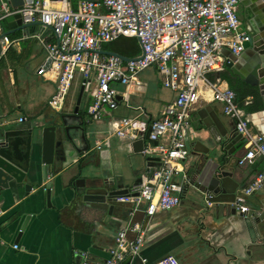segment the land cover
Masks as SVG:
<instances>
[{
  "label": "crops",
  "instance_id": "0c3cea01",
  "mask_svg": "<svg viewBox=\"0 0 264 264\" xmlns=\"http://www.w3.org/2000/svg\"><path fill=\"white\" fill-rule=\"evenodd\" d=\"M77 2L53 3L75 6ZM253 2L258 13L254 14L258 17V28V24L264 23L259 5L262 1ZM5 19L2 31H13L8 34L10 45L0 52V112L3 119L0 122L41 126L53 115L63 114L68 131L74 137V145L81 150L76 152L69 145L64 161L55 162L48 179L43 181V184L51 181L49 205L45 190L38 195L34 190L29 193L21 191L18 196L9 191L0 195V264H82L85 260L90 264H102L115 245L116 232L126 226L128 211L134 205L116 200L112 214L108 215L106 211L95 210L74 200L72 188L76 181L98 175L128 186L130 195L126 196L136 192L139 183L135 182L146 174V156L133 151V140L115 135L112 123L127 117L148 128L160 117L163 106L174 99L175 92L164 88L158 70L149 67L139 74L140 87L127 88V102H121L114 109L105 108L100 120L82 122L91 98L83 92L78 112L74 113L80 88L77 81L68 92L62 109L55 110L48 104L56 84L36 73L40 65L46 64L44 48L33 37L41 30L39 25L16 29L17 24L10 27ZM256 89L257 96L245 97L249 123L254 130L264 125V100ZM206 106L213 117L217 115L234 128V121L223 113L221 102L209 97L200 99L190 108L191 127L186 131L188 146L194 129L204 126L198 110ZM19 116L26 117V120L18 122ZM78 121L82 122L83 130L72 127ZM83 134L85 140L81 138ZM147 140L144 139V145ZM243 154L244 151L239 158ZM187 159L183 164L188 171ZM263 165L260 158L239 165L242 175L237 178L242 185L237 193L253 181ZM38 174L40 177V170ZM189 195L188 187L178 205L158 210L150 218L140 210L135 212L134 220L145 228L140 254L147 263L172 254L181 264H264V185L246 196L245 204L249 210L245 214L238 211L231 214L225 207L219 210L215 205L200 209L189 200ZM14 244L18 245L17 248L13 247ZM82 252L86 256H82ZM128 264L144 263L141 258L133 256Z\"/></svg>",
  "mask_w": 264,
  "mask_h": 264
},
{
  "label": "built area",
  "instance_id": "2783aa9c",
  "mask_svg": "<svg viewBox=\"0 0 264 264\" xmlns=\"http://www.w3.org/2000/svg\"><path fill=\"white\" fill-rule=\"evenodd\" d=\"M53 2L34 0L12 7L0 0L1 34L2 21L10 15L19 14L22 23L39 22L41 30L33 37L44 48L46 64L40 65L36 73L56 84L48 101L51 108L62 109L77 81L91 98L86 118L100 120L105 108L114 109L127 102V88L140 87L139 74L149 67L158 70L164 88L175 92L174 99L163 106L160 117L149 124L148 140L141 151L145 156L157 157L160 164L153 167L150 175L142 177L136 189L138 195L116 198L134 206L128 211L126 226L116 232L115 245L102 264H120L128 256L139 257L144 264H181L172 254L153 263L141 257L145 228L134 220V214L140 210L150 218L158 210L172 208L189 187L191 178L183 162L190 153L186 131L191 127L192 105L206 97L221 102L223 113L234 121V130L245 139L238 165L255 158L264 162V132L250 126L236 92L219 77V72L226 68V56L221 50L227 48L237 55L251 37L249 27L240 22L238 0H78L75 6H56ZM119 37L138 39L139 53L127 60L100 53L102 44ZM10 43L9 36L3 34L2 52ZM25 120L24 116L17 118L18 122ZM112 125L115 135L130 141L147 128L127 117L113 121ZM263 185L264 165L237 194L232 203L236 211L245 214L249 210L246 196ZM82 256L86 253L82 252ZM82 264L90 263L85 260Z\"/></svg>",
  "mask_w": 264,
  "mask_h": 264
},
{
  "label": "water",
  "instance_id": "95a60500",
  "mask_svg": "<svg viewBox=\"0 0 264 264\" xmlns=\"http://www.w3.org/2000/svg\"><path fill=\"white\" fill-rule=\"evenodd\" d=\"M6 1L10 6L16 7L34 0ZM65 1L69 2L71 0ZM239 1L246 6L248 1L251 0ZM261 1L260 8L262 12L260 14L264 19V0ZM5 20L10 27L17 24L16 29L39 24L38 21L22 23L19 14L10 15ZM257 26L258 28L253 23L251 24L250 40L244 43V49L239 54L235 55L227 48H223L221 52L226 56L225 64L231 74L250 86H256L264 100V23ZM12 31H3L0 38L3 34L8 35ZM138 43L141 45L139 40ZM99 51L102 54L118 55L124 60L130 58L128 55L112 50L100 49ZM82 95L83 86H80L74 108L76 114ZM198 115L204 126L194 129V134L189 140L190 153L187 159V169L191 178L189 200L200 209H207L209 206L206 202H211V205L217 206V209L221 210L225 207L227 211L229 210V213L235 214L236 209L232 203L235 201L239 193L237 191L242 185L237 178L242 175L238 160L239 154L245 150V139L233 127L225 124L217 115L213 117L208 106L198 110ZM1 119L2 114L0 112ZM78 126L72 127L82 129L81 125ZM256 131L264 132V125L257 126ZM149 132L150 125L146 129L144 137L133 140L132 149L134 152L142 151L144 139H148ZM81 138L85 140L84 134ZM73 139L74 137L68 131L63 114L53 115L48 123L41 126L31 124L26 126L22 123L10 121L4 123L1 121L0 195L9 191L18 196L21 191L29 193L33 190L34 194L38 195L45 190L47 205H49L51 181L44 184L43 181L48 179L49 172L55 162L58 160L64 161L69 145L76 152L81 150V147L74 145ZM145 159L146 174L150 175L153 167L159 166L160 162L157 157L146 156ZM234 159L237 160L234 161ZM39 170L41 172L40 177ZM141 180L142 178H138L135 184L140 183ZM72 190L73 199L77 200L78 203L95 210L106 211L108 215L112 214L118 196L130 195L128 186L123 183L121 185L116 184L113 178L98 175H92L87 180L76 181ZM132 195H138V192H133ZM24 225L25 221L22 228ZM130 259L131 257L128 256L121 264H128Z\"/></svg>",
  "mask_w": 264,
  "mask_h": 264
},
{
  "label": "trees",
  "instance_id": "16d2710c",
  "mask_svg": "<svg viewBox=\"0 0 264 264\" xmlns=\"http://www.w3.org/2000/svg\"><path fill=\"white\" fill-rule=\"evenodd\" d=\"M102 49L112 50L123 55H136L140 51V47L137 43V39L134 37H119L114 41L102 44ZM209 77H213L210 73ZM219 77L225 80L229 87H231L237 95L239 104L246 110L249 107L245 103V97L247 95L257 96L256 86H250L247 83L239 80L236 76L232 75L229 69L226 67L223 71L219 72Z\"/></svg>",
  "mask_w": 264,
  "mask_h": 264
},
{
  "label": "flooded vegetation",
  "instance_id": "af4514ba",
  "mask_svg": "<svg viewBox=\"0 0 264 264\" xmlns=\"http://www.w3.org/2000/svg\"><path fill=\"white\" fill-rule=\"evenodd\" d=\"M256 9L257 8L255 5V2H253L252 0L248 1L246 6L242 5L241 2L238 0L237 11H238L240 22L242 26L249 27L250 29L249 31H252V28H251L252 23L256 26V20L258 19V17L254 15V14H258ZM67 119H70V117H67ZM64 120L66 121V116H64ZM82 120H83L82 122L84 121L89 122V119H87L86 117H84V119ZM82 122L78 121V123L77 122L74 123L73 126H78V125L82 126ZM78 129H81V128H78ZM82 130H83V127H82Z\"/></svg>",
  "mask_w": 264,
  "mask_h": 264
}]
</instances>
